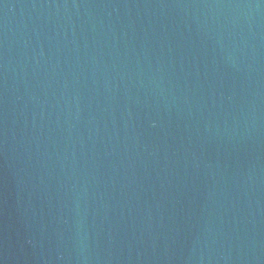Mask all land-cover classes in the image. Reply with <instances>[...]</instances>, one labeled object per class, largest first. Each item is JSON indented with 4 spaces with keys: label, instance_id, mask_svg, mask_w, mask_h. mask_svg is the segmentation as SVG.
Returning a JSON list of instances; mask_svg holds the SVG:
<instances>
[{
    "label": "water",
    "instance_id": "water-1",
    "mask_svg": "<svg viewBox=\"0 0 264 264\" xmlns=\"http://www.w3.org/2000/svg\"><path fill=\"white\" fill-rule=\"evenodd\" d=\"M0 264H264V0H0Z\"/></svg>",
    "mask_w": 264,
    "mask_h": 264
}]
</instances>
